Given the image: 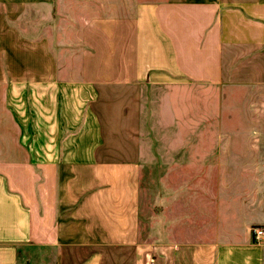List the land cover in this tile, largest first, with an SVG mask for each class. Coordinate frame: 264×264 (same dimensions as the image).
Listing matches in <instances>:
<instances>
[{"label":"crops","instance_id":"0c3cea01","mask_svg":"<svg viewBox=\"0 0 264 264\" xmlns=\"http://www.w3.org/2000/svg\"><path fill=\"white\" fill-rule=\"evenodd\" d=\"M113 1L0 0V264L27 244L55 264H264L257 160L205 156L180 238H144L141 193L144 85L264 86V0Z\"/></svg>","mask_w":264,"mask_h":264},{"label":"rangeland","instance_id":"374dc122","mask_svg":"<svg viewBox=\"0 0 264 264\" xmlns=\"http://www.w3.org/2000/svg\"><path fill=\"white\" fill-rule=\"evenodd\" d=\"M156 1L113 2L118 13H125L128 7L135 9ZM38 9L45 11L43 7ZM76 12L77 18L80 14L79 10ZM44 19L36 18L31 27H37L39 37L55 38L50 22ZM61 21L63 19L56 18L57 23ZM22 24L30 26L27 21L22 20ZM72 36L60 35L58 41L66 47L60 50L62 61L69 74L74 75L79 64L70 42ZM62 37L69 38V46ZM176 79L170 77V82L165 84L144 85L141 103L142 228L146 230L144 238L153 241L168 238V235L180 238L187 234L189 207H196L198 200L193 201L194 198L203 199L202 194L197 195L196 186H210L208 179L198 177H204L199 173L206 169L202 162L206 155H233L231 159L237 167L252 163L246 162L249 159L257 160L254 164L260 170L264 193V86L230 85L220 89ZM214 165L215 162L209 168L215 173ZM181 219L185 224H181ZM18 264H55L54 251L22 245Z\"/></svg>","mask_w":264,"mask_h":264},{"label":"built area","instance_id":"2783aa9c","mask_svg":"<svg viewBox=\"0 0 264 264\" xmlns=\"http://www.w3.org/2000/svg\"><path fill=\"white\" fill-rule=\"evenodd\" d=\"M255 238L260 240L264 236V229L263 228H255L254 229Z\"/></svg>","mask_w":264,"mask_h":264}]
</instances>
